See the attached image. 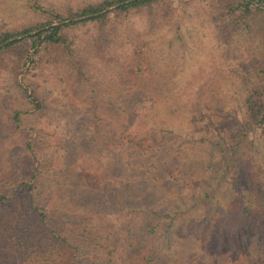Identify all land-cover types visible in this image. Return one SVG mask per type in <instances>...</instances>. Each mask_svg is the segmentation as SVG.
Instances as JSON below:
<instances>
[{
	"label": "rangeland",
	"instance_id": "374dc122",
	"mask_svg": "<svg viewBox=\"0 0 264 264\" xmlns=\"http://www.w3.org/2000/svg\"><path fill=\"white\" fill-rule=\"evenodd\" d=\"M30 1L0 0V34L42 20ZM97 1L39 3L65 14ZM220 3L170 0L106 27L65 29L66 47L0 52V192L15 182L17 205L28 206L29 175L39 161L47 174L35 205L45 206L60 234L84 242L105 221L126 244L159 246L136 214L152 205L182 214L170 230L171 252L151 264H264L260 129L248 135L239 168H224L242 85L254 86L264 68V31L254 24L244 32ZM21 54L30 61L22 65ZM19 86L36 94L38 109ZM206 191L213 197L192 206ZM4 256L0 247V264H20Z\"/></svg>",
	"mask_w": 264,
	"mask_h": 264
},
{
	"label": "trees",
	"instance_id": "16d2710c",
	"mask_svg": "<svg viewBox=\"0 0 264 264\" xmlns=\"http://www.w3.org/2000/svg\"><path fill=\"white\" fill-rule=\"evenodd\" d=\"M40 0L27 2L28 9L39 10L44 16L39 22L15 32H5L0 34V44L17 36L27 35L5 44L0 48V52L15 48H29L34 55H38L42 47H66L68 36L65 29L72 28L87 23H94L99 27H106L112 18H119L130 13H137L148 10L154 6H161L170 0H98L97 2H87L77 9H68L65 14L55 10H47L40 3ZM221 8L225 15L231 17L233 23L238 25L244 32H249L253 25H261L264 31V0H220ZM117 5L115 9L101 13L107 7ZM90 16L88 18L74 21L73 19ZM68 22L50 26L53 22ZM254 25V26H255ZM33 34H29L34 32ZM259 47L264 50V33L258 42ZM22 65L30 61L28 54H21ZM258 82L254 86H244L242 91L241 119L235 120L230 130V144L225 158L226 170L236 171L239 168V161L244 153V146L247 137L257 128L264 135V68L257 72ZM15 79H17L15 77ZM20 88V86H19ZM22 96L38 109L40 104L33 91L28 92L26 88H20ZM243 107V108H242ZM18 120V114L14 116ZM26 149L33 155L37 162L31 144H26ZM148 172V170L146 169ZM236 173V172H235ZM47 174L43 170L41 163L33 168L30 173V184L28 190L31 193L29 204L26 207H19L15 198L12 185L15 182L7 183V191L0 192V210L4 205V216L0 212V223L4 225L0 230V247L3 250L4 262L17 261L20 264H121L122 257H128L127 264H151L158 262L160 255L171 252L170 234L173 223L181 216L182 211L175 209L157 210L152 205H141L136 209V214L142 218V229L144 236H158L159 246L141 245L137 240H120L117 228L105 221H97L98 232L95 236L85 237L84 242H78L72 236L60 234L53 230L50 225L49 212L46 208L35 205L34 195L41 186L42 176ZM225 177L224 173L221 178ZM12 181V180H11ZM215 186V185H214ZM218 185L215 187L217 188ZM213 197V191L203 196L196 195L192 199V206L202 203L204 198ZM191 206V207H192ZM193 208V207H192ZM186 211V210H185ZM184 211V213H185ZM8 215V216H7ZM75 224H72V226ZM82 240V241H83ZM124 242V243H121ZM81 246L89 247L86 251ZM81 249V250H80ZM121 250L125 253L121 255ZM90 255V256H89Z\"/></svg>",
	"mask_w": 264,
	"mask_h": 264
},
{
	"label": "water",
	"instance_id": "95a60500",
	"mask_svg": "<svg viewBox=\"0 0 264 264\" xmlns=\"http://www.w3.org/2000/svg\"><path fill=\"white\" fill-rule=\"evenodd\" d=\"M130 1H134V0H127L126 2H130ZM114 7H117V5L109 6L108 8H106L105 10H103L101 13H103L104 11H106V10H108V9H110V8H114ZM88 17H90V16H89V15H88V16H83V17L75 18V19H73V20L76 21V20H80V19H84V18H88ZM66 22H67V21H62V22H58V23H52L51 26H54V25H60V24L66 23ZM33 33H35V31H34V32H31V33H29V34H33ZM24 36H27V35L17 36V37H14V38H12V39H9L8 41H6V42L0 44V47L3 46V45H5V44H7V43H9V42H11V41H14V40H16V39H20V38H22V37H24Z\"/></svg>",
	"mask_w": 264,
	"mask_h": 264
}]
</instances>
